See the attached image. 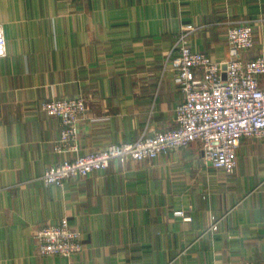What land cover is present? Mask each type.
<instances>
[{
  "label": "crops",
  "instance_id": "1",
  "mask_svg": "<svg viewBox=\"0 0 264 264\" xmlns=\"http://www.w3.org/2000/svg\"><path fill=\"white\" fill-rule=\"evenodd\" d=\"M241 21L254 42L243 57L264 56V0H0V264H264L258 139L240 140L228 174L194 142L61 187L41 180L76 156L54 151L62 126L42 101L84 98L77 154L171 129L183 101L169 61L176 38L188 27L190 48L223 62L227 29ZM62 217L82 251L39 254L36 230Z\"/></svg>",
  "mask_w": 264,
  "mask_h": 264
},
{
  "label": "built area",
  "instance_id": "2",
  "mask_svg": "<svg viewBox=\"0 0 264 264\" xmlns=\"http://www.w3.org/2000/svg\"><path fill=\"white\" fill-rule=\"evenodd\" d=\"M188 31L185 27L180 32L170 52L174 54L169 58L174 82L183 94V101L175 108V127L171 129L77 154L79 121L86 111L84 98L61 97L40 103V110L57 117L62 126L54 151L76 153L73 159L65 158L44 170L41 180L46 186L61 187L70 178H84L106 169L112 160H151L194 142L200 144L205 163L228 174L233 171L241 139L264 142V56L245 59L242 55L254 43L250 22H237L227 29L228 58L223 62L193 51ZM5 54L6 39L0 25V58ZM81 238V232L71 229L66 217L60 218L58 224L39 227L34 235L39 254L64 258L82 251Z\"/></svg>",
  "mask_w": 264,
  "mask_h": 264
},
{
  "label": "water",
  "instance_id": "3",
  "mask_svg": "<svg viewBox=\"0 0 264 264\" xmlns=\"http://www.w3.org/2000/svg\"><path fill=\"white\" fill-rule=\"evenodd\" d=\"M222 77H223V78H225V75H224V74H222Z\"/></svg>",
  "mask_w": 264,
  "mask_h": 264
}]
</instances>
